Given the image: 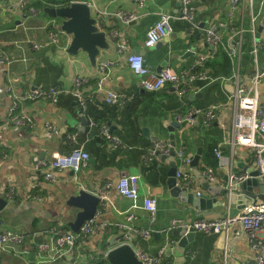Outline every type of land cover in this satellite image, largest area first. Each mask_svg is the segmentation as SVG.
I'll return each mask as SVG.
<instances>
[{
  "label": "crops",
  "instance_id": "1",
  "mask_svg": "<svg viewBox=\"0 0 264 264\" xmlns=\"http://www.w3.org/2000/svg\"><path fill=\"white\" fill-rule=\"evenodd\" d=\"M16 1L0 0V50L12 59L10 63L0 62V125L15 102L17 112L24 111L33 117V125H9L0 130V199L6 201L0 207V231L24 236L21 245L7 243L0 247V264H36L40 259L48 260L49 264H109L103 256L109 249L106 245L121 237L120 225L127 222V215L135 214L132 224L136 227L145 228L149 223L142 198L133 201L114 188L109 192L113 205L95 218L89 238L78 240L72 247L51 251H40L37 245L55 238V231H73L65 228L78 211L68 204L71 195L78 194L80 189L98 192L107 181L115 184L126 173L140 177L142 197L153 195L158 198L155 232L159 235L136 240L149 253H156L165 242V230L173 219L186 225L200 218L216 219L228 215L225 204L203 213L173 197L167 185L168 171L170 163L175 161L177 171L182 169L195 177L189 191L212 196L203 188L197 172L213 168L218 182L211 183L225 187L228 179L225 181L224 176L228 172L226 167L219 165L214 153L219 148L225 157L233 159L236 174L249 176L248 168L255 164L252 149L231 142L233 104L229 97L235 89L234 79L238 74L246 77L257 69H264V51H258L256 56L252 53L255 41L264 44V0H252L251 6L246 1L234 11V27L246 30L239 58H232L227 51L228 45H233L229 28L218 26L219 22L227 20L231 0H196L194 22L197 26L175 19L172 31L182 38L153 48L144 46L148 30L161 13H177L181 0H143L142 4L139 0H32L36 13L23 8L8 9L6 3ZM76 1L87 3L96 22L98 18H104L105 31L114 28L119 32V40L107 36L110 47L101 50L96 63L83 51L76 55L69 53L73 35L60 30L59 20L43 11L47 6H63ZM120 10L137 17L127 24L116 15ZM252 13L256 15L255 20H252ZM202 22L205 25L200 28L201 34H188L189 29L193 32ZM210 26H216L222 39L215 49L206 42V29ZM51 35L57 41H53ZM118 41L128 46L126 52L118 51ZM142 51L146 64L155 71H160L159 67H171L178 72L190 69L199 56H205L201 69L210 79L197 81L198 92L183 98L169 85L159 91H147L139 85L127 60L129 53ZM108 59L114 65L108 72L102 71L99 64ZM77 76L87 78L84 90L93 97H90V103L94 111L106 108L105 96L109 91L126 97L123 105L111 107L116 112L113 118L108 113L107 117L105 115L113 135L120 139L119 148L111 141L99 140L103 138L101 128L91 125V119L78 105L73 94V81ZM38 87H58L65 91L58 96L57 102L50 96L28 98L27 93ZM259 99L264 104V81L259 87ZM87 106L86 101L84 111ZM189 108L215 110L217 118L207 126L201 123L202 117L193 126L177 122L176 114ZM174 122L177 124L173 125ZM170 126L176 135V156L172 159L168 158L171 152L168 155L153 152L154 139L171 144ZM72 134L77 135L76 142L70 139ZM148 142L149 146L146 145ZM199 144L203 154L197 168L191 161L182 165L177 149L183 146L186 155L194 154ZM77 146H83L90 154L87 163L77 172L55 170L57 180L50 182L44 178L43 171L35 169L37 161H48L53 152L69 153ZM179 185L186 184L179 182ZM253 191L256 199L264 200L258 187ZM10 192L13 195L9 201L5 194ZM218 199L222 197L218 196ZM111 227L117 231L112 232ZM175 229L167 232L172 242L169 249L177 246L179 236L174 234ZM195 232L194 239L186 246L184 264H255L256 250L240 223H233L227 231L217 234ZM178 257L173 252L167 259L175 264Z\"/></svg>",
  "mask_w": 264,
  "mask_h": 264
},
{
  "label": "built area",
  "instance_id": "2",
  "mask_svg": "<svg viewBox=\"0 0 264 264\" xmlns=\"http://www.w3.org/2000/svg\"><path fill=\"white\" fill-rule=\"evenodd\" d=\"M248 1L250 6L252 0H231L230 9L228 12L227 20L218 23V26L229 28L230 41L233 45H228L227 51L232 58H239L243 49V36L246 30L242 28L234 27L233 14L234 11L239 9L244 3ZM196 0H181L180 9L175 14L161 13L156 23L148 30L144 41V46L147 48L155 47L161 40L167 37L172 32V21L175 19L186 20L192 22L194 26L197 23L194 22L196 15L195 8ZM32 0H17L15 3H6L8 9L16 10L17 8H23L31 13H36L37 10L31 5ZM142 4L143 0H139ZM116 15L123 22L129 24L133 21L137 15L131 12L123 10L117 11ZM256 15L252 13V20H255ZM97 27L99 30L106 32L109 39H118L119 32L117 29H110L105 31L104 18L97 19ZM53 41H57L54 35H51ZM206 42L215 49L218 44L222 43L221 36L216 30V26H210L206 29ZM37 47V44H34ZM128 50V46L118 41V51L124 53ZM264 51V44L260 41H255L254 49L252 53L256 56L258 51ZM205 56H199L194 63V66L190 69H184L180 72L171 67H165L160 71H155L146 64L144 56L139 52H131L127 56L128 65L133 74L138 78L139 85L147 91H159L160 89L167 87L168 85L174 89V92L178 94L180 98H183L189 93H197L199 88L196 85L197 81H206L210 79L201 68V64L204 61ZM12 59L8 57L3 51L0 50V62L10 63ZM114 65V62L110 59L100 62L99 66L102 71L108 72ZM264 81V69H257L248 76L243 77L238 74L234 79L235 89L229 97V101L233 104V116L231 120V142L247 145L251 147L254 158V166L259 171V178L264 183V104L259 99V87ZM87 82V78L77 76L74 78L73 94L76 97V101L82 111L86 107V101L92 95L87 94L84 90V84ZM65 89H59L58 87H51L50 89H43L42 87L34 88L27 93V97L35 99L41 96H50L54 102L58 101V96L63 93ZM105 102L109 105H123L126 102V97L116 91H109L105 96ZM18 104L15 102L9 109V112L5 118L3 124L0 125V130L6 126H32L33 117L24 111L17 112ZM201 118V123L204 126L210 124L211 121L217 118L215 110L203 111L200 109L189 108L187 111L178 112L176 114V120L179 123H185L188 126H193L198 123ZM91 125H96L95 122H91ZM50 126V125H48ZM101 133L107 139H109L114 146L120 143V139L111 133L109 125L103 124L101 127ZM70 139L74 142L77 141V135H70ZM153 152L159 151L164 155H168L171 152V144L161 141L160 139H154ZM218 158L219 165L226 167L228 172V181L225 185L226 196L230 195L236 190L237 184L247 179L246 174H236L233 170V159L230 160L222 154L219 148L214 150ZM177 155L179 156L182 165L189 164L191 159L189 155H186L185 148L182 146L177 149ZM90 158L89 152L83 146H77L73 148L69 153H63L55 151L52 153L51 158L48 161L39 160L35 163V169L43 171L44 178L50 182L57 180L54 171L71 170L77 172L81 167L87 163ZM201 176L205 177L210 182H218L215 176V170L211 167H207L200 171ZM176 177L179 182H183L186 185H190L195 181L194 175L184 172L182 169L176 172ZM140 177L137 174L126 173L123 174L117 181L113 183L107 181L103 185L99 192L95 193L99 198V204L96 214L93 218L86 220L78 233L74 231L66 230L62 233H56L55 238L47 241H43L37 245L40 251H51L55 249H62L65 247H72L78 240H86L91 236L94 230L95 218L113 205V201L110 198L109 192L112 188L117 192L133 201L142 198V207L148 212L149 223L145 228L136 227L132 224L135 220V214L129 213L127 215V222L120 225V229L123 231L118 243H127L132 245L135 250L137 258L142 261L143 264H173L167 259V250L172 246V242L167 236L168 231H172L177 227L178 220H172L170 226L165 230V242L159 247L156 253H149L142 249L138 244L134 245V241L139 239H151L156 233L155 225L157 221L158 213V198L153 195L141 196L140 189ZM198 194H200L198 192ZM12 192L5 194V197L12 199ZM33 198H39L37 195H29ZM10 201V200H9ZM228 205L226 210L228 212ZM233 223H240L243 231L247 234L250 243L256 250L255 264H264V200L254 199L252 203L247 204L240 210L237 215L230 216L229 214L216 218L207 219L200 218L193 221L191 224H186L188 231L192 227L195 231L203 232L206 234H217L223 231H227ZM136 241V242H137ZM24 242V236L17 232L0 231V247H4L7 243L13 245H21ZM107 259V252L103 254ZM36 264H49L48 260L40 259Z\"/></svg>",
  "mask_w": 264,
  "mask_h": 264
},
{
  "label": "water",
  "instance_id": "3",
  "mask_svg": "<svg viewBox=\"0 0 264 264\" xmlns=\"http://www.w3.org/2000/svg\"><path fill=\"white\" fill-rule=\"evenodd\" d=\"M43 11L49 17L59 20L60 30L66 32L67 34L73 35L71 44L68 47L69 53L76 55L80 51H83L88 54L93 63H96L97 57L99 56L101 50H105L110 47L107 34L104 31L98 29L96 19L92 16L91 10L86 2L76 1L67 2V5L63 6H47L43 9ZM262 24H264V20L262 21ZM204 25L205 23L202 22L198 28L193 29V32H191L189 29L188 34H201L200 28H202ZM178 38H182V35L172 31L158 44L175 41ZM158 44L155 47H157ZM189 52L194 54L193 51ZM139 53L145 56L144 51ZM159 68L162 69V67ZM83 123L86 124V119H83ZM176 124V122L173 123V125ZM178 127L180 128V124H178ZM169 129L171 130L170 137L172 147L171 154L168 158L172 159V157L176 156V135L172 126H170ZM202 154L203 148L201 144H199L196 153L189 154V157L191 158V165L193 167L197 168L198 161ZM176 171L177 163L172 161L170 163L167 179V185L171 190L172 196L175 198H180L181 202L192 205L194 209L199 212L207 213L206 210L212 211L216 207H220L225 204L229 207L228 214L230 216H234L237 215L247 204L252 203V201L256 199V195H254L253 191L254 187L259 188L261 195L264 194V183L259 178V171L255 166L248 168L249 176L246 180L237 184L236 190L230 195L229 198L226 196L227 191L225 188L218 185H213L205 177L201 176L200 171L197 172V174L200 175L199 180H202L203 188L205 191H209L212 196L209 194H198L189 191V185L178 184ZM224 179L227 181L228 175L224 176ZM218 196H221L222 199L219 200ZM5 204L6 201L4 199H0V207H2V205L4 206ZM68 204L72 208H76L78 210L74 219L68 223L73 231H78L86 220H89L95 216L99 204V198L96 194L86 189H80L78 194L71 195L68 198ZM174 234L179 236L177 246L173 249H168L166 257L170 256L174 252L177 256H179L176 259L175 264H184L186 259L184 256L186 246L194 239L196 232L192 227H190V230L188 231L185 225H181V223L178 222ZM155 235H159V233L156 232ZM117 241L118 239L116 238L107 244V248H109L107 250V260L110 264H143L142 261L137 258L132 245L127 243H118ZM133 244L136 245L137 242L134 241Z\"/></svg>",
  "mask_w": 264,
  "mask_h": 264
},
{
  "label": "trees",
  "instance_id": "4",
  "mask_svg": "<svg viewBox=\"0 0 264 264\" xmlns=\"http://www.w3.org/2000/svg\"><path fill=\"white\" fill-rule=\"evenodd\" d=\"M199 70H202V69L199 68ZM92 98L87 100L88 106L86 108V111H83V112H85V114L88 116V118H90L91 121L95 122L96 126L99 127V129H100L103 124H107L108 125V119L106 118L107 117V113L111 115V118H113L114 115L116 114L115 110L112 109L111 107H117V106L116 105L107 104V106H105L106 108H104V109L101 108V109H98V110L94 111L93 107L91 106V103H90V101H92ZM105 115H106V117H105ZM102 137L103 138H101V137L99 138L100 141H103L104 143H108L110 141L104 135H102ZM146 145L149 146V142ZM117 148H119L118 145H117ZM65 228H70V227L67 225V226H65ZM111 229H112V232L117 231L116 228H112L111 227ZM79 231L80 230L74 231V232L78 233ZM120 238L121 237H119L118 239H120ZM106 247H107V245H106ZM101 259H102V257H101ZM105 261H107V263H108L107 259H105Z\"/></svg>",
  "mask_w": 264,
  "mask_h": 264
},
{
  "label": "bare ground",
  "instance_id": "5",
  "mask_svg": "<svg viewBox=\"0 0 264 264\" xmlns=\"http://www.w3.org/2000/svg\"><path fill=\"white\" fill-rule=\"evenodd\" d=\"M99 192V191H98Z\"/></svg>",
  "mask_w": 264,
  "mask_h": 264
}]
</instances>
